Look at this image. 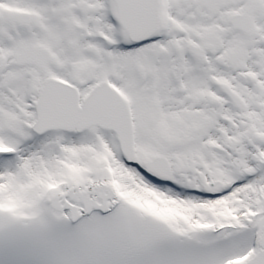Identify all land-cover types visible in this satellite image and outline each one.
Wrapping results in <instances>:
<instances>
[{"label": "snow or ice", "instance_id": "1", "mask_svg": "<svg viewBox=\"0 0 264 264\" xmlns=\"http://www.w3.org/2000/svg\"><path fill=\"white\" fill-rule=\"evenodd\" d=\"M0 264H264V0H0Z\"/></svg>", "mask_w": 264, "mask_h": 264}]
</instances>
